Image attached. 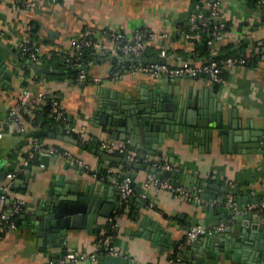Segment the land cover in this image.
<instances>
[{"label": "crops", "instance_id": "0c3cea01", "mask_svg": "<svg viewBox=\"0 0 264 264\" xmlns=\"http://www.w3.org/2000/svg\"><path fill=\"white\" fill-rule=\"evenodd\" d=\"M16 1L0 0V43L16 55L14 58L0 46V58L10 72L4 75L0 69V171L15 175L12 179L6 176L0 182V187L7 186L6 192L0 189V211L15 198L23 199L25 208L11 215L5 230L0 231V264H49L67 253H95L97 258L66 264H169V257L183 240L186 229L199 225L192 223L191 218L207 217L209 214L201 207L210 205L189 202L152 184L146 186L147 172L133 167L128 169L89 150V143H94L95 149L99 150V143L109 140L108 133L99 125L101 113L97 116L98 104L116 95L118 100H125L127 93L134 96L140 91L148 98L161 83L168 88V93L176 98L180 96L183 101L203 99L206 104L214 103L213 106L221 103L223 129L227 128L228 116L234 111L231 119L239 121L240 130L247 133L251 130L264 131V59L253 66L225 69L220 85L205 78H152L143 73L125 72L114 77L113 71L121 63L131 61L115 49L106 35L107 30L121 31L128 37L140 30L146 37V59L156 61L160 59V51L165 50V60L172 66L205 62L208 49L205 47L201 51L199 46L202 43L196 47L190 34H181L189 27L190 15L197 12L194 0H32L35 3L33 8H26ZM202 2L203 6L198 11L206 13L208 6ZM208 2L218 3L217 22L228 25L224 40L217 45L218 54L225 53L223 47L226 44H232V50L242 52L264 39V7H252L247 0ZM26 25L30 26L32 33L26 31ZM85 27L93 30V39L101 44L104 51L93 50L91 59L85 63L88 64L85 71L89 79L77 84L69 77L68 70L57 68L63 61L54 53H72L73 41L78 40ZM164 33L167 37H160ZM23 39L40 46L41 54L35 65L49 72L42 75L27 67L29 61L18 49V43ZM93 77L99 81H92ZM25 91L31 93L30 102L25 107L27 113L41 111L44 102L39 94H52L59 103L64 122L57 123L55 127L44 122L33 127L28 122L24 129H20L9 119V112L13 111L17 116L25 113L21 112V97ZM66 123L79 130L70 136L82 146L57 137H35L34 132L37 135L40 131L56 132L60 127L64 131ZM213 131L217 133L216 129ZM33 138L70 152L89 168L80 170L73 161L60 154L47 156V159L35 155L25 165ZM124 142L131 149H138L128 140ZM259 143H264V140ZM157 150L162 151L161 156L147 154L167 162L170 170L176 171L179 176L184 175L183 182L190 183L191 192L202 189L197 185L200 180L225 187L223 193L220 189L215 191L217 200L230 193L237 203L242 204L264 196V150L259 153L246 146L239 147V142H229L228 139L224 142L222 134L214 137L211 147L203 145L195 137L184 142L180 134L177 140L168 139ZM107 169H111L112 173L106 174ZM95 170L101 171L103 177H95ZM126 173L134 175L132 181L141 188V192L131 186L133 194L129 197L132 201L129 202L128 197L121 212L115 214V208L110 215L114 223L112 244L118 255L105 254L101 250V237L110 218L98 219L100 230L97 233L69 230L62 236L60 246L52 245L49 238L44 243L36 235L32 221L42 219L45 204L58 191L97 195L102 200L107 198L108 192H113L117 200L118 178ZM212 207L221 209L225 206ZM248 214H252L253 218L264 216V212ZM248 214L234 215L226 232L230 237L242 238L243 229L248 233L247 222L243 221ZM140 222L143 223L144 233L148 227L151 229L148 234L151 238L136 235ZM188 246L182 249L183 264H188L184 256ZM230 256L231 264H235L238 262L235 258L240 255L232 249ZM207 264H215V261Z\"/></svg>", "mask_w": 264, "mask_h": 264}, {"label": "water", "instance_id": "95a60500", "mask_svg": "<svg viewBox=\"0 0 264 264\" xmlns=\"http://www.w3.org/2000/svg\"><path fill=\"white\" fill-rule=\"evenodd\" d=\"M0 46L5 48L1 43ZM5 49L14 58L16 57L7 48ZM199 49L201 51L205 50V45L201 44ZM126 60L131 62L154 61L131 57H127ZM6 66L0 58L1 71L4 75H9L10 72L7 71ZM27 67L42 75L49 72L48 69L30 62H28ZM87 68L88 64H84L79 68L68 70L67 73L72 74L79 70H87ZM157 88L158 90L153 95H148V98L143 95V91H140L138 95L134 96L127 93L125 100H118L116 95L113 99L98 104L97 116L98 113H101L98 119L99 125L108 133L109 139L128 140L136 148L159 156L162 155V151H158V147L162 146L168 139L177 140L180 134L184 142L195 137L200 139L203 145L207 147H211L214 137L222 134L224 142L226 139L229 142H239V147L246 146L259 153L264 150V143H259L264 140V138H261L264 136V131L251 130L247 133V131L240 130L239 121L231 119L234 111L230 115L228 113V126L223 129L224 117L221 103H215V106H213L214 103L206 104L203 99L192 102L189 98L183 101L180 96L176 98L175 95L168 93V88L162 86L161 83L157 84ZM214 129L217 130L216 134H214ZM38 136L52 139L57 137L68 143L82 146L75 138L67 134L64 135L62 127L56 132L40 131ZM91 146L92 149L89 148ZM88 149L108 161L122 164L128 169L133 167L147 173H153L158 178L169 179L171 182L192 190L190 183L183 182L184 175L179 176L174 170H163L129 159H122L95 149L94 143H89ZM47 158V156H43V159ZM6 176L5 172L0 171V182L4 181ZM124 177L129 178L131 180L130 185L135 187L139 193L141 192V188L137 187L132 181L134 175L126 173ZM124 177L121 176L118 180L120 181ZM197 185L202 187L200 195L208 199L217 198L218 194L215 191L220 189L223 193L225 190L224 186L208 183L207 181L200 182L199 180ZM107 190L108 187H106V192ZM116 191L119 192L120 189L118 188ZM220 198L219 201H223L224 198ZM260 200H264V196L249 201ZM131 201V197H129V202ZM116 203L117 200L113 192H108L107 198L102 200L97 195L62 193L60 190L45 204L42 219L32 221V225L35 227L36 235L44 243H47L49 238L52 245L60 246L62 236L69 230L77 229L97 233V230H100L97 226L98 219L110 218L112 211L116 208ZM140 203L143 204L142 201ZM201 210L209 215L201 219L192 217V223L211 226L224 222L227 217L234 215V212L229 211L227 207L218 209L212 206H202ZM243 221L247 222L245 226L249 227V231L245 233V229H243L244 235L242 238H232L227 233L198 236L184 252L186 262L188 264H207L210 261H215V264L224 262L231 264L230 250L233 249L237 255H240L235 258L238 261L235 264H264V216L253 218L252 214H248L247 217L243 218ZM138 226L136 235L143 236L146 239L150 237L148 235L151 232L149 227L147 232L144 233L143 223L140 222ZM154 232L156 231L154 230Z\"/></svg>", "mask_w": 264, "mask_h": 264}, {"label": "built area", "instance_id": "2783aa9c", "mask_svg": "<svg viewBox=\"0 0 264 264\" xmlns=\"http://www.w3.org/2000/svg\"><path fill=\"white\" fill-rule=\"evenodd\" d=\"M13 1V0H8ZM208 6V11L202 13L198 11L199 7L196 4L197 12H194L189 17V33L191 36L196 39L198 42H202L203 45L208 49L209 60H206L202 64L193 65L190 63H183L179 66H172L165 60V50L160 51V60L153 62H130V63H121L120 66L113 71L114 77H119L125 72L129 73H143L152 78H175V77H189V78H205L211 81L215 85H220L223 82L222 73L225 69L234 67V66H247L255 62H259L264 59V42L260 41L249 46L246 50L239 52L233 55H225L219 59L215 58L218 55L217 45L221 43L225 38V32L222 31L225 27V23L217 22L218 18V3L211 2L208 0H202ZM17 3L24 5L26 8H33L35 3L32 0H17ZM255 5L257 8L264 7V0H255ZM215 21L216 27L212 30L199 29L197 27L198 22H203L205 26L210 25ZM26 31H30V26H25ZM206 31V32H205ZM202 33H207L206 38L203 39ZM182 35L187 34L185 31L181 32ZM106 35L108 39L113 43L115 49L122 54L123 56H128L131 58H144V53L146 50V37L139 30L135 31L131 37H128L121 31L116 30H107ZM162 38H166L167 34L160 35ZM74 50L69 55L62 54L59 52L54 53V55L61 57V60L64 63L69 64L72 68H79L83 65L80 62V55L82 53V48H89L99 52H103V47L100 43L93 39V30L90 27H85L81 33V36L78 40L73 41ZM18 49L21 54L24 55L28 61L32 64H35L41 54L40 46L36 43H31L29 40L23 39L18 43ZM89 79V76L85 70H79L74 82L77 84H83ZM92 81H99L98 78H91ZM31 98V93L25 91L21 97V105L26 107ZM39 98L42 101L46 100L50 104V113L54 118L59 122L63 123V113L60 110L59 103L57 99L52 94H39ZM9 119L14 121L20 129H24L27 126V122L24 118L17 116L13 111L9 112ZM79 132L73 126L65 124L64 133L71 135V133ZM100 151L105 153L118 156L122 159H129L134 162H140L145 165H150L152 167L160 168L163 170H170L171 167L167 162H161L156 157L150 156L146 152L140 151L138 149H131L127 142H120L116 140H104L101 141L98 145ZM60 154L64 158L73 161L80 170H86L89 167L82 162L80 159L73 156L70 152L66 150H61L59 147L54 145H46L41 143L38 139L33 138L30 142V149L27 153L24 164L27 165L35 155L39 156H51ZM106 174L112 173L111 169H107ZM94 176H101L103 174L101 171L95 170ZM7 177L12 179L15 177L14 174L8 173ZM155 185L159 189L168 191L174 196L183 197L189 202L196 204L210 205V206H225L228 209L234 212V215H246L248 213H263L264 212V200L254 201V202H244L242 204L237 203L233 196L228 193L224 197L223 201L217 199H208L200 195L202 189L197 190L196 192H191L186 189L184 186L171 182L169 179L158 178L153 173H148L146 178L145 185ZM118 188L120 189L116 213L122 208L126 200L130 195L133 194V188L130 185L129 178H123L118 182ZM0 189L3 192L7 191V186H2ZM8 209L4 212H0V231L5 230L9 224L10 216L13 214L20 213L25 208V201L21 198H15L8 203ZM115 213V214H116ZM227 219L224 222L217 223L211 226L203 225H192L188 227L185 231V236L183 240L177 245V248L174 254L169 257V264H183L184 260L182 257V249L195 241L200 235H212V234H223L229 231L232 223V218ZM111 228L114 226L112 221ZM114 239V234L110 229L105 228L101 237V250L105 254L109 255H118V252L114 248L112 242ZM97 255L92 254H64V257L59 260H52L49 264H66L69 263H78L83 260H95Z\"/></svg>", "mask_w": 264, "mask_h": 264}, {"label": "trees", "instance_id": "16d2710c", "mask_svg": "<svg viewBox=\"0 0 264 264\" xmlns=\"http://www.w3.org/2000/svg\"><path fill=\"white\" fill-rule=\"evenodd\" d=\"M247 2H248V4L250 5V6H254V7H256V5H255V0H247ZM194 3L195 4H198V7L201 9V7L203 6V2H202V0H194ZM263 18L262 19H264V15L262 16ZM215 26H216V23H215V21H213L212 23H210V25H207V26H205L204 25V23L203 22H198L197 23V27L199 28V29H207L208 31L209 30H212V29H214L215 28ZM228 26V25H227ZM227 26L225 25V28H223V29H221L222 31H225L226 32V30H227ZM216 27H218V26H216ZM184 31L187 33V35H191V33H189V30H188V28L187 29H184ZM30 32L32 33V30L30 29ZM206 32V31H205ZM206 34L207 33H202V37H203V39L204 38H206ZM191 37V39L193 40V42L196 44V47L199 45V44H201L202 42H204V40H201V42H198L196 39H194L192 36H190ZM263 42H264V39L262 40ZM31 43H33L32 41H30ZM222 43V42H221ZM226 51H225V53L224 54H222L221 52L215 57V58H217V59H219L220 57H223V56H225V55H233V54H237V53H239V50H232L233 49V45L232 44H226V45H224V47H223ZM92 53H93V50L92 49H89V48H82V53H81V55H80V62H82L83 63V65L88 61V60H90L91 59V56H92ZM55 56V55H54ZM144 58H147L148 57V53H147V51L145 50V53H144ZM158 60H160V59H158ZM207 60H209V55H208V57H207ZM258 62H255V63H253V64H251V65H247V66H253V65H255V64H257ZM58 69H66V70H70V69H72V67L69 65V64H67V63H60L59 65H58V67H57ZM77 74H78V72H74V73H72V74H70L69 75V77L70 78H72L73 80L76 78V76H77ZM222 76H223V73H222ZM44 103H43V106H42V109H41V111H39V113L37 112V113H35V112H33L32 114H30V113H27L26 111H25V107H23L22 109H21V112H25V113H22L21 114V116L20 117H22V118H24L25 120H26V122H27V124H28V122L31 124V126H36L37 125V123H40V122H44V123H48V124H51V126H54L55 127V125L57 124V123H59L55 118H54V116L50 113V104L48 103V101H46V100H44L43 101ZM34 134L36 135L35 137H38V135H37V133L36 132H34ZM38 139H43L42 137H38ZM46 145H48V144H46ZM60 149V148H59ZM228 191H230V189L228 190ZM125 204V203H124ZM9 205L8 204H6V205H4L3 207H2V210L0 211V212H4L6 209H8L9 207H8ZM121 212V209L116 213V214H119ZM115 216V215H114ZM106 228L107 229H110V231L114 234V231H113V227L111 228V224L110 223H108V225L106 226Z\"/></svg>", "mask_w": 264, "mask_h": 264}]
</instances>
